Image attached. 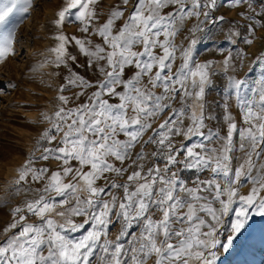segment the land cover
I'll return each instance as SVG.
<instances>
[{
  "label": "snow or ice",
  "instance_id": "obj_1",
  "mask_svg": "<svg viewBox=\"0 0 264 264\" xmlns=\"http://www.w3.org/2000/svg\"><path fill=\"white\" fill-rule=\"evenodd\" d=\"M225 2L248 8L239 13L248 23L233 22L229 42L243 27V42L252 45L254 25L264 28L257 19L264 8L257 11L253 0H117L106 14L101 0H63L52 57L30 69H67L59 105L43 115L50 127L38 141L59 146L43 147L19 170L17 185L29 176L46 182L36 189L38 199L12 210L0 264H218L236 250L252 217H264V52L255 58L261 75L251 84L231 74V54L220 73L215 61L196 62V34L224 21L212 14ZM33 6L34 0H0V63L16 55L17 30ZM66 22H78L84 35L64 33ZM217 74L227 77L222 103L208 99ZM72 88L79 91L64 94ZM36 159L61 167L48 175L49 168L33 167ZM246 184L251 188L241 194ZM86 226V234L70 235Z\"/></svg>",
  "mask_w": 264,
  "mask_h": 264
},
{
  "label": "rangeland",
  "instance_id": "obj_2",
  "mask_svg": "<svg viewBox=\"0 0 264 264\" xmlns=\"http://www.w3.org/2000/svg\"><path fill=\"white\" fill-rule=\"evenodd\" d=\"M116 3L117 0H101L99 10L106 14L110 7ZM62 7L63 0H34L33 8L17 30L16 55L9 56L3 63H0V241L4 239L3 229L12 221V210L17 206L24 207L27 202L38 199L41 193H38L36 189L43 188L46 182V178L40 182H34L29 176L27 181L17 185L19 170L29 157L33 155L36 158L40 157L43 147L59 146L56 142L52 145L45 142L41 146L38 141L42 133L50 127L49 123L44 121L43 115L45 113L52 114L59 105L58 89L64 83L63 77L68 74L67 69L56 68L53 65H47L35 73L30 69L38 62L44 61L45 58L52 57L49 49L56 45L57 41L54 36L58 32L54 21L58 18L57 13ZM253 7L260 11L264 8V3L262 0H253ZM247 11V5L230 9L225 2L224 7L212 14L213 17L223 15L224 21L215 24L209 22L204 25L203 31L196 34L195 38L198 43L195 46L194 59L196 62L215 61L213 71L220 73L221 62L231 54L233 62L236 64V71L231 74L237 78L247 79L251 84L261 75L260 66L254 64V61L261 52H264V28L254 25L256 39L250 46L243 42V39L247 37L246 29L243 27H240L241 37L237 38L235 43L229 42V29L233 22L238 27L248 23L239 15V13ZM104 18V16L101 17V23ZM70 19L74 21V16ZM257 19L264 20V16H258ZM193 23H195L194 20L188 22L185 32L177 37V43L184 39L187 27ZM79 28L78 22H66L62 31L69 36L81 37L84 34L79 31ZM92 39L98 42L97 37H92ZM184 43L187 46V41ZM69 50L73 53L76 51L74 46H70ZM241 51L245 53L243 66L239 59ZM179 62L178 60L177 64ZM76 70L83 71L82 69ZM57 72L60 74L55 75ZM213 81L214 87L210 91L208 99L222 103L227 77L217 74L213 77ZM8 84H14L15 87H6ZM77 91L79 89L72 88L64 94L72 96ZM83 99L81 98L79 102L82 103ZM229 104L237 121H240V114L234 98L229 99ZM73 106L75 105L69 104V107ZM218 111L222 110L218 109ZM187 123L185 121L186 125ZM182 140V136L176 137L177 144ZM38 148L39 150H37ZM138 150L139 146L136 151ZM148 150L151 151V146ZM33 167L37 169L47 167L50 169L48 175H51V171L61 167V162L54 159L48 161L36 159ZM103 183L104 181L98 182L99 185H103ZM250 188L251 185L246 184L240 189L241 194H247ZM54 195V193L49 194V198L51 199ZM56 199L58 201L60 198ZM60 210L62 209L57 208V211ZM24 214L28 216L29 222L35 221L36 218L31 214L26 212ZM76 219L77 222H82L84 218L77 217ZM250 224V230L245 233V238H241L236 250L222 256L218 264H264V217L253 216ZM86 230H88V226L85 230L70 235L78 238L86 234ZM119 230L120 224L118 223L110 227L109 238L115 239ZM93 264H98V261L94 259ZM148 264H153V262L150 260Z\"/></svg>",
  "mask_w": 264,
  "mask_h": 264
}]
</instances>
